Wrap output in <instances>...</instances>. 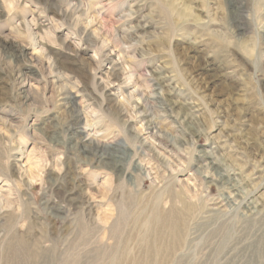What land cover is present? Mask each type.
<instances>
[{
    "label": "rangeland",
    "instance_id": "374dc122",
    "mask_svg": "<svg viewBox=\"0 0 264 264\" xmlns=\"http://www.w3.org/2000/svg\"><path fill=\"white\" fill-rule=\"evenodd\" d=\"M75 1L0 0V264H264V0Z\"/></svg>",
    "mask_w": 264,
    "mask_h": 264
},
{
    "label": "bare ground",
    "instance_id": "6f19581e",
    "mask_svg": "<svg viewBox=\"0 0 264 264\" xmlns=\"http://www.w3.org/2000/svg\"><path fill=\"white\" fill-rule=\"evenodd\" d=\"M70 1V0H69ZM74 1V0H73ZM77 1V0H76ZM75 1V2H76ZM180 1V0H179ZM72 2V1H71ZM176 2V1H175ZM180 5V4H179ZM238 6V5H237ZM182 7H184V6H182ZM83 8V7H82ZM234 9V8H233ZM187 10V9H186ZM186 10H184V11H186ZM81 11V10H80ZM77 14V13H76ZM92 14V13H91ZM100 15V14H99ZM102 16V15H101ZM171 18V17H170ZM173 29V28H172ZM86 30V29H85ZM121 31V30H120ZM128 43H129V41H128ZM103 44V43H102ZM192 51V50H191ZM183 54V53H182ZM190 54V53H189ZM130 55V54H129ZM196 56H197V54H196ZM129 57V56H128ZM192 57V56H191ZM110 59V58H109ZM134 59V58H133ZM194 59V58H193ZM128 61V60H127ZM207 63V62H206ZM128 67V66H127ZM126 67V68H127ZM201 67V66H200ZM203 67V66H202ZM210 67V66H209ZM208 67V68H209ZM124 68V67H123ZM128 69V68H127ZM129 70V69H128ZM215 71V70H214ZM213 73V72H212ZM218 74V73H217ZM211 76H213V74L211 75ZM120 77V76H119ZM213 77H215V76H213ZM218 77V76H217ZM217 80V79H216ZM131 82V81H130ZM160 82V81H159ZM129 83V82H128ZM104 85V84H103ZM160 86V85H159ZM125 87H126V85H125ZM160 89V88H159ZM110 91V90H109ZM29 97V96H28ZM74 97L73 96H70L69 97V99H73ZM157 100V99H156ZM131 101V100H130ZM70 114V113H69ZM90 126V125H89ZM217 127V126H216ZM87 128V124L85 123L84 124V126H82V127H80V129H82V130H85ZM222 129V128H221ZM220 129V130H221ZM88 136H89V134H88ZM94 136V135H93ZM92 136V137H93ZM93 140H95L94 138H93ZM90 140H88V142H89ZM163 143V142H162ZM105 145V144H104ZM166 146V145H165ZM161 147H162V145H161ZM170 148V147H169ZM168 150V149H167ZM104 153V152H103ZM117 156V155H116ZM111 157H113L112 155H111ZM115 159V158H114ZM209 166V165H208ZM212 168V167H211ZM173 170V169H172ZM221 179V178H220ZM223 184V183H222ZM4 196H2L1 194H0V209H2V202L3 203H6L5 201V199L3 198ZM242 197V196H241ZM157 200V199H156ZM10 203V202H9ZM232 203V202H231ZM7 206H9V204L7 205ZM223 208V207H222ZM162 220V219H161ZM163 221H166V220H164V218H163V220H162V222ZM112 224V223H111ZM175 224V223H174ZM118 227V226H117ZM172 228H173V231L175 230V225H172ZM165 235V234H164ZM162 237V236H161ZM1 244L2 243H0V246H1ZM29 246L28 245H24V243L22 242V241H18V244L17 245H14V246H11V245H8V248H7V251H9V254H7V257L9 258V259H11V260H13V261H22V260H27V257L26 256H32V254H29ZM22 250V251H21ZM164 252V251H163ZM26 254V256H23V255H25ZM6 256V255H5ZM0 259H2V253L0 254Z\"/></svg>",
    "mask_w": 264,
    "mask_h": 264
}]
</instances>
